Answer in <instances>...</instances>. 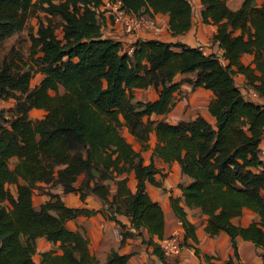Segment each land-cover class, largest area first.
Listing matches in <instances>:
<instances>
[{"label":"trees","instance_id":"1","mask_svg":"<svg viewBox=\"0 0 264 264\" xmlns=\"http://www.w3.org/2000/svg\"><path fill=\"white\" fill-rule=\"evenodd\" d=\"M109 1L122 2L125 11L139 18L168 15L173 36L188 33L193 25L190 0ZM200 1L203 22L217 27L212 42L223 51L221 57L159 40H140L129 55L122 42L103 33L104 0H0V45L22 32L38 11L48 22L32 36L30 64L21 63L20 56L0 62V264H100L85 236L66 226L99 213L120 227L121 245L143 230L164 239L163 209L147 193L148 185L162 187L156 180L161 170L155 157L177 162L190 179L180 188L187 207L207 216V234L229 235L236 257L239 239L252 242L264 264V4L257 7L255 0H244L232 10L227 0ZM54 19L61 21V39ZM245 55L253 57L250 65L242 62ZM36 74L43 78L32 88ZM237 74L262 103L246 98L235 82ZM183 84L213 93L208 107L213 123L204 117L175 124L155 118L176 107ZM149 88L158 92L155 101L134 102L135 90ZM11 100L13 110H2ZM33 110L44 111V118L32 120ZM123 128L142 151L149 149L155 133L150 164L145 165L141 153L121 135ZM132 172L137 180L134 193L128 187ZM123 175L127 177L120 179ZM112 183L118 189L111 199ZM42 184L61 186L82 201L96 196L104 209L69 208L58 195L49 194L50 201L37 210L33 197ZM171 199L186 236L191 232L194 237L185 210ZM245 210L257 214L258 221L236 225ZM118 216L128 217L134 232L127 231ZM40 238L56 249L42 253L36 263ZM143 243L154 246V254L168 264L157 244ZM132 255L114 251L106 264H128Z\"/></svg>","mask_w":264,"mask_h":264},{"label":"crops","instance_id":"2","mask_svg":"<svg viewBox=\"0 0 264 264\" xmlns=\"http://www.w3.org/2000/svg\"><path fill=\"white\" fill-rule=\"evenodd\" d=\"M243 1L244 0H227V4L232 10H237L241 7ZM190 2L193 5L194 17L192 28L188 33L173 36L169 30V16L157 14L152 18L149 16H143L141 18L154 20L160 26L159 31H155L149 27H143L135 34L124 37V42H129V47H134V45L140 40H159L169 44L179 43L193 48H205L206 46H209L210 48L205 49L207 54L216 53L221 57L223 51L218 47V44L212 42L217 27L213 24H206L203 22L201 16L203 6L200 0H190ZM254 3L255 6L261 7L264 4V0H255ZM102 23V30L105 37L112 38L115 34H124L121 29H117L118 27L113 25V22L106 13L102 15ZM252 61L253 57L250 55H245L242 58V62L246 65H250ZM40 77V79L43 78V76ZM191 78H194V76L191 75ZM181 79L182 76H178L176 81H180ZM237 81L243 83V86L247 89L245 85V77L243 75H235L236 84ZM237 85L239 86V84ZM183 91L190 92L189 94H192L195 99L199 98L200 103L203 105L200 114L194 118L204 117L209 122L213 123L214 119L208 111L210 101L213 99V93L203 88H193L187 84L181 86V92ZM157 98L158 92L154 88L134 91V101L149 102L155 101ZM262 102L263 100L260 98L256 103ZM177 107L178 105H176L169 114L155 118L164 119L167 122L175 124L177 122H172L170 119ZM127 135L126 138L128 142L132 144L137 152L141 153L144 164H150L155 145L151 144L148 150L141 151V145L138 141L132 136L131 140H129L128 132ZM154 161L157 168L161 170V173L156 176V180L162 184V187L159 188L153 185H148L147 193L150 198L158 203L163 209L165 215L164 238L171 236L177 230L182 232V252L176 257H165L168 264H228L231 260L233 264H263L262 258L260 257L261 251L252 242L239 239L238 257H236L232 246V240L229 235L221 233L217 237H211L207 234L205 231L207 216L200 209H191L186 205L180 186L187 185L190 182V179L182 173L180 165L177 162L171 164L166 163L158 157H155ZM126 177V175H123L120 179ZM128 179V187L130 191L134 193L137 187L135 174L132 172L128 176ZM79 185L80 183L77 184V186ZM11 189L12 192L16 194L14 188L12 187ZM117 189V185L113 183L110 184L111 199L117 194ZM46 191H51V194L58 195L62 202L69 208L87 209L91 211H102L104 209L103 203L96 196H88L82 201L79 194H66L61 186H57L54 189H46ZM171 198L178 200L179 205L185 210L187 221L195 227L194 237L191 236V232L186 236V230L175 213ZM40 199L41 204L36 202L35 195L33 197L34 206L37 210L50 201L51 197L45 195ZM247 211L249 213L248 217L251 221L244 224L240 223V218H238L234 221L236 225L246 227L253 221L258 220L257 214L250 210ZM245 213L246 210L244 211V214ZM118 220L126 226L127 231L134 232L131 228V222L128 217L118 216ZM66 226L69 230L79 232L85 236L89 243L91 255L95 256L100 264H106L109 255L114 251L121 255L133 254L128 264H163L160 258L154 254V246H149L143 243L144 240H152L154 244H157L160 247L161 240L158 237H151L147 230H143L141 236L137 235L135 238H129L124 245H121L122 239L120 236V227L115 222L108 220L102 213L90 217H78L73 221H69ZM55 249L56 246L48 242L46 239H38L37 253L34 257L35 262L40 263L42 253Z\"/></svg>","mask_w":264,"mask_h":264},{"label":"rangeland","instance_id":"3","mask_svg":"<svg viewBox=\"0 0 264 264\" xmlns=\"http://www.w3.org/2000/svg\"><path fill=\"white\" fill-rule=\"evenodd\" d=\"M105 14V12L101 13V19L100 21L102 22V15ZM42 22H47V17L46 14L42 11H38L35 14H32L27 22V25L25 27V29L16 34L15 36H13L12 38H9L7 40H5L1 45H0V62L5 59V58H12V57H16V56H20V60L22 59V62H25L27 64L31 63V45H32V36H34L37 31L38 28L40 26V24ZM48 23V22H47ZM61 21L59 19H54V24L58 27L57 29V36L61 39L63 34H62V28L59 27ZM103 24V23H102ZM114 25V24H113ZM117 29H121V28H117ZM127 35L124 33L122 35L120 34H115V39L121 41L124 45V49H128L129 48V42H123V38L126 37ZM206 48H210L209 46H206L204 49ZM19 61V59H18ZM20 63V64H21ZM41 77L38 76V74L35 75V77L32 80L31 83V87L34 88L35 86H37L41 79ZM237 84H239L240 88L242 89V91H245V86H243V83H240V81H237ZM190 92L188 91H183L181 94L178 95L177 97V103L176 105H178V107L175 109L174 113L172 114V118L170 119V121L172 122H178L180 120L183 119H192L195 116L199 115L202 108V104L200 103L199 98H193L192 94H189ZM134 97V95H133ZM192 100V101H191ZM134 102H138V101H134ZM15 107V101L11 100V101H6L1 105V109L5 110V111H11L13 110V108ZM45 115L44 111L41 110H33L30 113V118L34 121L36 120H40L43 119ZM9 116V114H8ZM180 117V119H179ZM167 119V117H166ZM144 120L147 122L148 121V117H145ZM121 135H124L125 137H127V132L128 129L123 128L121 129ZM129 140H131V135L129 134ZM139 143V142H138ZM157 143V138L155 133L151 134V139L149 141V146L151 144L156 145ZM141 145V144H140ZM143 150V146L141 145V151ZM15 164V161H11V166H13ZM83 181V178L80 179V182ZM14 188V187H13ZM55 187H49L46 185H41L37 190H35V198H36V202L41 204V197L42 196H49V194H51V191H46V189H54ZM15 190V188H14ZM248 211L246 210V213L240 218L239 222L240 223H249L251 221V219H249L248 217ZM258 216V215H257ZM259 219V218H258ZM258 221V220H257ZM24 242V240H23Z\"/></svg>","mask_w":264,"mask_h":264},{"label":"built area","instance_id":"4","mask_svg":"<svg viewBox=\"0 0 264 264\" xmlns=\"http://www.w3.org/2000/svg\"><path fill=\"white\" fill-rule=\"evenodd\" d=\"M101 11L103 13L105 12L113 22L114 26L121 28V30L126 35L135 34L136 32L140 31L143 27H149L154 29L155 31L160 30V26L154 20L139 18L125 11L122 8V2L120 1H116L113 3L109 0H104V6H102ZM112 38L115 39V37L113 36ZM122 41L124 42V40ZM201 49L203 50L204 54L207 55L206 50L204 48ZM125 52H127L129 55H132L134 52V47H129L128 49L125 50ZM245 96L248 100L253 101L255 103L258 102V100L261 98L258 92L253 88L245 89ZM263 147H264V135H263L262 150H261V159L264 162ZM160 248L165 257L170 258V257L179 256L183 249L182 232L177 230L171 236L162 239L160 242Z\"/></svg>","mask_w":264,"mask_h":264}]
</instances>
